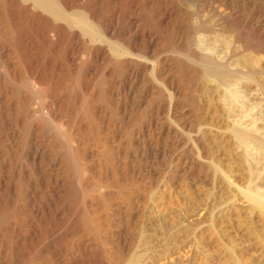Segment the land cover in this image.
I'll use <instances>...</instances> for the list:
<instances>
[{
    "label": "rangeland",
    "instance_id": "rangeland-1",
    "mask_svg": "<svg viewBox=\"0 0 264 264\" xmlns=\"http://www.w3.org/2000/svg\"><path fill=\"white\" fill-rule=\"evenodd\" d=\"M88 1L54 4L95 38L0 0V264H264V148L193 52L224 47L264 113V0H101L109 35Z\"/></svg>",
    "mask_w": 264,
    "mask_h": 264
},
{
    "label": "bare ground",
    "instance_id": "bare-ground-1",
    "mask_svg": "<svg viewBox=\"0 0 264 264\" xmlns=\"http://www.w3.org/2000/svg\"><path fill=\"white\" fill-rule=\"evenodd\" d=\"M56 1V0H54ZM54 1L52 0H28V3H30V5H32V7H34L35 9H39V10H42V11H46V13L48 12L50 15L53 16L54 19L56 20H59L60 21H64L66 22L68 25H71V26H74L76 28H78L85 36H89V37H92V38H95L93 37L95 34H94V29L89 26L85 19L81 18V16L79 17H71L69 18L67 14L61 12L58 8H56L57 6H55L56 4H54ZM76 1V0H75ZM91 1V2H90ZM88 1V5L85 6V11L87 13V17H89L90 19H97L98 17V8H97V5L98 3L101 2V0H90ZM62 4L61 6L64 7L65 9H70L72 8V5L73 4V0H58L57 3ZM83 3V2H82ZM59 5V4H58ZM89 6V8H88ZM99 7V6H98ZM77 8V7H76ZM78 9V8H77ZM34 10V9H33ZM24 11V10H23ZM66 11V10H65ZM27 15V14H26ZM99 19V18H98ZM97 19V20H98ZM101 22V25L102 28H103V31L105 33V35H109L111 33L114 32V26H113V22L111 19L110 21H105V20H98V22ZM133 21V20H131ZM97 22V21H96ZM116 22V21H115ZM10 23V22H9ZM100 24V23H99ZM131 24V22H130ZM134 24V23H133ZM194 24V23H193ZM129 26V25H128ZM132 26V25H130ZM194 26V25H193ZM133 27V26H132ZM195 27V26H194ZM198 28V27H197ZM208 28V27H207ZM125 29V28H124ZM122 30L121 31V35L122 37H126L127 38V48H131L132 50H139L141 48L140 45L137 44V35L136 34H132V31L133 29L132 28H128V29H125V30ZM232 32V31H231ZM172 33V32H171ZM200 33V32H199ZM232 34V33H231ZM43 35H44V40H48L44 31H43ZM197 36V34H196ZM200 36V35H199ZM142 37V36H141ZM1 38V37H0ZM194 38V37H193ZM4 39V38H3ZM195 39V38H194ZM102 40V39H101ZM137 40V41H136ZM26 42V41H25ZM47 43V41H46ZM204 43V42H203ZM202 43V44H203ZM208 43V42H207ZM145 44V43H144ZM150 45V44H148ZM193 52H194V56L199 57L202 61V63L205 64H208L209 67L206 68V70L204 71V73L202 72V80H204L205 82V88L206 90L210 91V87L212 88H215V89H221V88H224L223 90L226 92H229V94H231V96L228 94L227 98L230 96L231 98H236L238 100L237 103H241L239 104L241 108L244 109V112L238 108V105H237V108H236V105H235V101L234 99L232 100V103L233 104V107H235L236 109H240L238 110L240 113L242 112L243 116L245 119V122H238V121H234L232 126H229L231 127L230 130H229V133L242 145H253L254 147L257 146V147H262L264 148V128H260V127H257L259 124H262L260 123L261 120H264V119H261V116L262 114H260L261 112H259L261 110V108L259 109V106H252L250 104V101L251 99H249V97L247 98L246 95L243 96L241 94V91L239 90V86H238V80L241 79V75L236 71V69H234L233 67L230 66V63L228 62V58H227V53L226 51L224 50H218V47H217V50L215 48V51L213 52H207L205 51V49L201 48V44L199 45V38H196L194 43H193ZM203 46V45H202ZM211 46V45H210ZM149 47V46H148ZM15 48V47H14ZM145 48V45L144 47ZM221 48V47H220ZM142 49V48H141ZM225 49V48H224ZM12 52V51H11ZM101 52L98 51V53L95 54V57L98 59L99 57V54ZM232 54V53H231ZM237 55V54H236ZM252 55V54H251ZM256 55V54H255ZM254 55V56H255ZM193 56V57H194ZM230 56V55H229ZM257 56V55H256ZM231 57V56H230ZM198 59V58H197ZM250 59V58H249ZM254 59V58H253ZM252 59V60H253ZM257 59V57H256ZM200 61V62H201ZM259 61V60H258ZM258 61H255L253 60V63L255 62H258ZM252 62V61H251ZM244 63V62H243ZM200 64V63H199ZM202 64V65H204ZM260 64V63H259ZM163 65V64H162ZM204 66V67H205ZM246 66V65H245ZM262 66V65H261ZM202 67V66H201ZM203 67V68H204ZM235 67V66H234ZM256 67V66H255ZM239 68V67H238ZM28 69V68H27ZM260 69V68H258ZM262 69V68H261ZM203 71V70H202ZM162 72V71H160ZM200 74V73H198ZM79 75V74H78ZM160 75V74H159ZM158 75V76H159ZM208 77H213L214 79H216V83H214V86H210L208 87L209 85V80H208ZM251 77V76H250ZM5 78V77H4ZM81 78V77H80ZM211 78V79H213ZM166 79V78H165ZM242 80V79H241ZM12 81V80H11ZM36 81V80H35ZM97 81V80H96ZM7 83V82H6ZM183 83V82H182ZM29 84V83H28ZM75 85V84H74ZM240 85V84H239ZM168 86V85H167ZM81 88V87H80ZM171 92H172V95L173 96H179L181 94V89H179L178 87L174 86L173 83H171ZM214 91V90H213ZM216 91V90H215ZM214 91V92H215ZM221 90H217V92H219ZM214 94V93H213ZM218 94V93H217ZM222 94V93H221ZM226 94V95H227ZM225 95V93H224ZM174 97V98H175ZM225 97V96H224ZM25 98V97H24ZM231 98L228 99L229 103H231ZM220 99V98H219ZM235 99V100H236ZM249 99V100H248ZM194 101V100H193ZM225 101V100H224ZM249 101V102H248ZM205 103V102H204ZM252 103V102H251ZM254 103V102H253ZM256 103V102H255ZM254 103V104H255ZM42 104V103H41ZM209 104V103H208ZM232 104H229V108L230 109V105L232 106ZM226 105V104H225ZM235 105V106H234ZM101 106V105H100ZM209 106V105H208ZM228 107V106H227ZM246 110H245V108ZM42 108V107H41ZM16 109V108H15ZM234 109V108H233ZM232 109L231 112H233L234 110ZM237 111V110H235ZM237 111V112H238ZM86 112V111H85ZM226 112V111H225ZM234 113V112H233ZM229 114V113H228ZM236 114V112H235ZM234 114V115H235ZM233 115V117H234ZM261 115V116H260ZM232 117V118H233ZM238 117V115H237ZM241 118V117H240ZM231 119V118H229ZM237 119V118H236ZM262 122V121H261ZM108 127V126H107ZM97 128V127H96ZM260 128V129H259ZM66 130V129H65ZM73 130V129H72ZM69 131V130H68ZM66 133V132H64ZM69 133V132H68ZM94 133V132H93ZM108 133V132H107ZM69 135V134H68ZM71 135V134H70ZM96 137V136H95ZM73 139V138H72ZM93 139V138H92ZM69 142V141H68ZM71 143V142H70ZM93 143V142H92ZM73 145V144H72ZM103 146V145H102ZM241 147V146H240ZM250 147V146H249ZM257 147H255L257 149ZM72 148V147H71ZM103 148V147H102ZM246 148V147H245ZM203 149V148H202ZM201 149V150H202ZM248 150V149H247ZM254 150V149H253ZM251 151V150H250ZM201 152V151H200ZM202 153L203 150H202ZM208 154V153H207ZM251 154V153H250ZM249 155V153H248ZM208 158V156H207ZM245 158V156H244ZM239 159V158H238ZM241 159V158H240ZM246 160V159H245ZM240 161V160H239ZM243 161V160H241ZM80 162V161H79ZM107 162V161H106ZM243 163V162H242ZM214 165V164H213ZM212 165V166H213ZM89 168V167H88ZM213 169V167H212ZM126 183V182H125ZM134 183V182H133ZM122 184V183H121ZM131 184V183H130ZM129 185V184H128ZM131 186V185H130ZM115 188V187H113ZM92 190V189H91ZM117 190V189H116ZM71 192V191H70ZM80 193V192H79ZM130 193V192H129ZM254 193H256L254 191ZM253 192H250L249 191H245L244 195L245 197L247 198V200L253 204L255 206V208H258L259 211L261 212H264V198H260L257 194H254ZM101 194V193H100ZM261 195V194H259ZM92 196V195H91ZM87 198V197H86ZM85 199V198H84ZM102 199V198H101ZM104 200V199H103ZM95 201V200H94ZM98 203V202H97ZM104 204V203H103ZM253 208V206H252ZM105 210V209H104ZM258 211V210H257ZM23 213V212H22ZM92 213V212H91ZM97 213V212H96ZM19 214V213H18ZM95 214V213H94ZM98 214V213H97ZM264 214V213H262ZM90 215V214H89ZM98 217V216H97ZM96 217V218H97ZM100 218V216H99ZM97 221V220H96ZM95 221V222H96ZM100 222V221H99ZM94 223V222H93ZM90 224V223H89ZM95 225V224H94ZM91 227V226H90ZM101 227V226H100ZM99 227V228H100ZM95 228V226H94ZM102 229V228H101ZM167 246V245H166ZM135 259H130V261H128V263L125 262V264H135Z\"/></svg>",
    "mask_w": 264,
    "mask_h": 264
}]
</instances>
